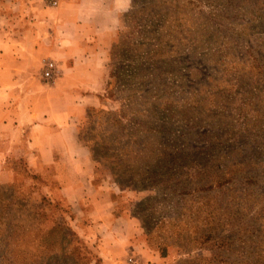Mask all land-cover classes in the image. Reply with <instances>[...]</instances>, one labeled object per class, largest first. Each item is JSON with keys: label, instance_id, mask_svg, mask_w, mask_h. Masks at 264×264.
<instances>
[{"label": "rangeland", "instance_id": "374dc122", "mask_svg": "<svg viewBox=\"0 0 264 264\" xmlns=\"http://www.w3.org/2000/svg\"><path fill=\"white\" fill-rule=\"evenodd\" d=\"M107 69L80 132L114 235L5 144L0 264H264V0H131Z\"/></svg>", "mask_w": 264, "mask_h": 264}, {"label": "crops", "instance_id": "0c3cea01", "mask_svg": "<svg viewBox=\"0 0 264 264\" xmlns=\"http://www.w3.org/2000/svg\"><path fill=\"white\" fill-rule=\"evenodd\" d=\"M4 1L0 7V147L20 146V156L32 162L37 172L56 180L57 193L78 201L91 223L101 227L106 241L121 218L113 214L111 190L96 183L80 124L88 105L97 104L106 90L107 61L120 26L111 21L120 20L129 5L124 0H60L59 5L45 0ZM48 61L56 65L52 79L42 74ZM8 155L1 152L0 161ZM135 232L116 244L130 241Z\"/></svg>", "mask_w": 264, "mask_h": 264}, {"label": "trees", "instance_id": "16d2710c", "mask_svg": "<svg viewBox=\"0 0 264 264\" xmlns=\"http://www.w3.org/2000/svg\"><path fill=\"white\" fill-rule=\"evenodd\" d=\"M80 138L81 140L83 139V137L81 136V132H80ZM92 149V148H91ZM114 166L111 167L112 168V172H113V175L114 177L116 178V180L118 181V184L123 187V188H126V187H130V186H135L136 188L138 189H142V188H145V187H141L140 184L138 183H133L131 180L132 179H124V177H122L121 173L118 171H116L115 169V166L116 164L115 163H112Z\"/></svg>", "mask_w": 264, "mask_h": 264}, {"label": "built area", "instance_id": "2783aa9c", "mask_svg": "<svg viewBox=\"0 0 264 264\" xmlns=\"http://www.w3.org/2000/svg\"><path fill=\"white\" fill-rule=\"evenodd\" d=\"M48 3H50L51 5H59V3L61 2L60 0H46ZM56 69V65L53 61H48L43 70H42V74L46 79H52L54 77V72Z\"/></svg>", "mask_w": 264, "mask_h": 264}, {"label": "clouds", "instance_id": "9594fccd", "mask_svg": "<svg viewBox=\"0 0 264 264\" xmlns=\"http://www.w3.org/2000/svg\"><path fill=\"white\" fill-rule=\"evenodd\" d=\"M124 2H125L126 4H128L129 6H130V4H131V0H124ZM124 11H127V9H125ZM119 23H120V20H119V19H115V20L111 21V24H112V25H115V26H118Z\"/></svg>", "mask_w": 264, "mask_h": 264}]
</instances>
